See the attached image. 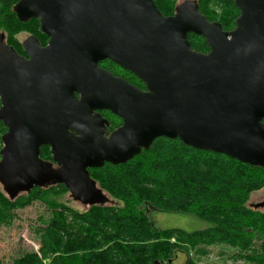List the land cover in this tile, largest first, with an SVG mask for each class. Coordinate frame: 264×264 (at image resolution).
I'll return each mask as SVG.
<instances>
[{
  "label": "water",
  "instance_id": "water-1",
  "mask_svg": "<svg viewBox=\"0 0 264 264\" xmlns=\"http://www.w3.org/2000/svg\"><path fill=\"white\" fill-rule=\"evenodd\" d=\"M231 31L194 1L163 16L152 0H19L21 22L47 37L0 33V186L10 200L56 182L86 205L105 203L89 169L124 164L159 137L264 168V0H234ZM189 34L208 52L191 49ZM110 60L141 90L98 67ZM109 111L121 125L110 134ZM47 146L54 166L41 160Z\"/></svg>",
  "mask_w": 264,
  "mask_h": 264
},
{
  "label": "trees",
  "instance_id": "trees-1",
  "mask_svg": "<svg viewBox=\"0 0 264 264\" xmlns=\"http://www.w3.org/2000/svg\"><path fill=\"white\" fill-rule=\"evenodd\" d=\"M18 1L0 0V27L11 38L24 30L37 33L36 38L44 43L47 37L39 31L36 19L21 22L12 12ZM152 1L163 16L173 14L175 0ZM197 5L223 31L233 28L239 15L234 0H197ZM187 39L194 51H208L203 38L189 34ZM99 67L144 88L132 73L111 61L99 63ZM5 131L0 122V148ZM39 157L54 166L47 146L40 148ZM88 172L116 205L103 203L75 210L57 201L68 193L58 182L33 188L13 200L0 186V229L11 226L17 211L33 203L43 205L48 213L30 227L38 251L24 252L10 264H198L215 248L220 260L264 264V212L247 206L249 196L264 187V168L159 137L148 150L124 164L106 163ZM148 209L193 216L209 226L194 232L158 229L151 223ZM180 254L185 258L177 263Z\"/></svg>",
  "mask_w": 264,
  "mask_h": 264
},
{
  "label": "rangeland",
  "instance_id": "rangeland-1",
  "mask_svg": "<svg viewBox=\"0 0 264 264\" xmlns=\"http://www.w3.org/2000/svg\"><path fill=\"white\" fill-rule=\"evenodd\" d=\"M185 1L188 0H175L174 9L178 4L183 3ZM190 1H194L197 3V0H190ZM174 9L172 13H174ZM215 14L218 15L217 17H219L218 12H215ZM233 28L229 27L227 28V30L231 31ZM1 32L5 36L4 43L12 45L16 49L20 48L19 42L26 39L27 37L29 36L38 37L37 33L35 34L34 32L31 33L28 30L17 32L15 35H12V38L9 36L7 31L2 29V27H0V33ZM38 40L43 42L42 38H39ZM14 42L16 45L14 44ZM17 44L19 45V47L17 46ZM104 195L106 199L105 200L106 206L117 204V202L114 201L107 194L104 193ZM56 199L58 202L63 203L78 211H85L88 208L86 205H83L73 200L69 192L63 194L60 197H57ZM247 206L255 211L264 212V187L256 192H253L249 196ZM47 214L48 213L43 205L39 203H33L31 206L17 211L15 215L16 218L11 226L2 227L0 229V259L3 264H10L12 260L21 256L22 253L24 252L38 251L39 245L37 241L34 239L33 234L30 232V227H34L37 224H39L38 223L39 219L41 217H46ZM147 215L150 218V221L153 224V226H155L158 229H180L185 232H194L198 230H203L209 226L207 223H204L193 216L183 215L178 213H163L152 209H148ZM217 249L218 248L212 250L210 255L205 260L198 262V264H233L229 260H225V259L220 260L217 257V252H218ZM177 257H178L176 260L177 263H182L184 261L185 258L184 255L180 254ZM234 264H243V263L237 262Z\"/></svg>",
  "mask_w": 264,
  "mask_h": 264
},
{
  "label": "flooded vegetation",
  "instance_id": "flooded-vegetation-1",
  "mask_svg": "<svg viewBox=\"0 0 264 264\" xmlns=\"http://www.w3.org/2000/svg\"><path fill=\"white\" fill-rule=\"evenodd\" d=\"M29 37H35V36H29ZM29 37H27L26 39H24V40H22V41H20L19 43V45H20V49H16V48H14L12 45H9V44H6V43H4V40H5V37H4V40H3V43L5 44V45H7V46H9V47H11V48H13V50L16 52V54L17 55H19V56H22V57H27L26 56V54H25V52H24V50H23V48H22V43L23 42H25ZM36 38V37H35ZM37 39V38H36ZM38 40V39H37ZM39 42V44H40V46L41 47H44L46 44H47V40L44 42V43H42L41 41H38ZM208 52V51H207ZM207 52H205V53H207ZM104 61H106V60H103V61H101V62H99V63H101L102 64V62H104ZM108 61H110V60H108ZM112 62V61H111ZM99 63H98V67H99ZM113 63V62H112ZM115 64V63H114ZM115 65H117V64H115ZM118 66V65H117ZM100 69H102L101 67H99ZM121 68V67H120ZM102 70H105V69H102ZM105 71H107V70H105ZM107 72H109V71H107ZM129 72V71H128ZM110 73V72H109ZM114 76V75H113ZM115 77H117V76H115ZM120 78V77H119ZM124 80V79H123ZM132 85V84H131ZM144 85V84H143ZM135 86V85H134ZM135 87H137V86H135ZM137 88H139V87H137ZM139 89H141V88H139ZM145 89V87L144 88H142L141 90H144ZM100 115H101V117L103 118V119H105V120H107L108 121V123H109V125L106 127V129H107V131H108V133L110 134L113 130H115L116 128H118L120 125H121V121L118 119V121L117 120H115L114 118H112V114L109 112V111H106V110H101V111H99L98 112ZM114 116V115H113ZM116 117V116H115Z\"/></svg>",
  "mask_w": 264,
  "mask_h": 264
}]
</instances>
